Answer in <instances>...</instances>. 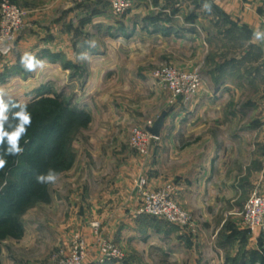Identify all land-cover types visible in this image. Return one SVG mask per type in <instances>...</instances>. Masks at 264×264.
I'll return each instance as SVG.
<instances>
[{"label": "rangeland", "instance_id": "obj_1", "mask_svg": "<svg viewBox=\"0 0 264 264\" xmlns=\"http://www.w3.org/2000/svg\"><path fill=\"white\" fill-rule=\"evenodd\" d=\"M10 1L29 14L24 26L11 42L12 53L4 56L0 51L2 72L13 62L20 36L28 25L31 9L57 17L56 14L61 13L57 10L65 1L80 13H90L89 21L80 20L82 35L87 28L95 34L99 27H103V24L98 23L105 22L115 45L113 58L117 66L115 72L91 92H87V85L83 82H77L76 85L64 88L61 94L62 88L50 94L62 95L74 108L89 113L92 122L87 128L76 126L68 134L66 145L68 153L74 155L73 166L59 172L55 184L49 183V204L34 202L20 217L24 236L21 240L7 239L2 243V264L59 263L70 257L77 239H81L89 251L85 264H96L102 249L108 244L124 255L122 263L114 264H264V230L253 232L246 226L240 216L245 206L236 214L243 219L252 239H225L224 232L218 233L216 226L208 234L207 246H197L202 242L197 239L200 223L176 199L179 194L178 185L174 181H164L161 186L155 187L157 181L150 177L154 158L160 149L156 146L159 140L152 141L148 156L141 155L131 145L135 129L144 128L150 120L156 123L164 112H169L161 138L164 145L161 157L164 156L167 164L168 154L173 150L169 141H178L182 149L186 141L196 139L183 138L184 127L190 121L206 125L208 132L204 135L209 136L215 134L217 124L231 123L226 112L215 115L209 110V116L204 120L189 112L190 109H194V113L200 112L205 92L216 87L215 77L220 75V70H226L231 66H226V63L243 54L242 50L234 49H242L245 41L233 35L226 19L214 7L211 12L199 10L203 0H130L131 7L121 15L116 14L113 0H42L45 2L43 4H37L36 0L34 5L29 0ZM2 2L0 0V35ZM98 16L102 18L97 19ZM136 23L149 29L148 32L139 27L137 33L130 32V37L121 33L126 29L127 33ZM96 43L102 45L103 39ZM263 63L264 57H261L250 68L240 70L241 83L233 82L231 85L237 93L231 102L237 112L233 122L240 128L258 125L264 119ZM170 68L200 73L203 84L200 93L193 99V106V101L184 104L179 100L177 105L171 104L172 94L156 79L158 72ZM81 70L85 73L90 69L82 67ZM2 72L0 76L4 75ZM2 82L0 89L8 86L7 80L6 83ZM48 95L39 94L33 99L20 96L8 103L0 98V120L9 117L14 105L25 106ZM225 109L230 111L231 105ZM231 134L226 133L227 140ZM258 145L257 139L247 138L239 147L229 146L227 151L237 153L238 167H247L249 159L252 160L256 153L262 157V148ZM24 155L25 148L13 165L0 170L5 173V181L0 185V199L2 196L9 200L16 198V188L21 184L20 173L27 168ZM175 159L184 160L182 155H177ZM170 187L171 190H168ZM159 194L171 196L170 201L188 216L187 226L138 214L145 202ZM210 214L218 225L220 211ZM137 220H141L139 225L145 234L153 222L158 220L178 227L184 238L190 243L195 241L196 245L189 253H180L178 258H174L170 257L174 253L168 243L151 240L162 238L143 234V237L138 238L145 239L143 243L126 242L124 236L131 233L129 225ZM133 239L136 237L133 236ZM92 258L93 263L90 262Z\"/></svg>", "mask_w": 264, "mask_h": 264}, {"label": "crops", "instance_id": "obj_2", "mask_svg": "<svg viewBox=\"0 0 264 264\" xmlns=\"http://www.w3.org/2000/svg\"><path fill=\"white\" fill-rule=\"evenodd\" d=\"M35 1L29 0V3L34 5ZM43 3L45 2L37 0V4ZM201 3L199 10H203L202 5L211 4L217 13L226 19L233 35L236 38L242 37L246 46L244 45L242 49L233 47L234 51L242 50L243 54L226 63V66L231 65L226 70H220V75L215 77L216 87L205 92L200 112L194 113V109H190L189 112H193L192 116L195 114L197 118L201 116V119L209 116V110L215 115L226 112L231 123L217 124L215 134L209 136L204 135L208 132L206 125L190 121L184 127L183 138L196 139L186 141L182 149L178 141H169L173 150L168 154L167 164L164 156L161 157V151L164 149L162 134L156 145L161 150L156 153L150 174V177L157 181L155 187L161 186L164 181H174L178 185L179 194L176 199L200 223V234L197 238L202 240L201 243H197L200 247L206 245L209 232L216 226L218 233L224 232L225 239H252L243 219L236 213L243 210L256 190L264 193V119L260 124L256 123L258 125L240 128L233 122L237 112L231 104L237 94L234 92L236 88L231 85L233 82L241 83L240 70L250 68L258 58L264 57V37L253 41L254 31L258 29L264 32V0H203V4ZM57 11L61 13L58 12L57 17H54L45 14L44 11L31 9L28 25L20 36L13 62L5 72H2L3 66H0L2 68L0 72L4 73L0 76V81L6 83L7 80L8 85L0 89V98L4 99L5 103L20 96L33 99L39 94L50 95L59 88H62L61 94L64 88L76 85L77 82H83L87 85V92H91L115 72L117 66L113 58L115 45L105 22L98 23L103 24V27H99L95 34L85 26L87 30L85 29L86 31H83L85 34L82 35L80 20L89 21L90 13H80L68 1H65ZM204 11L206 13V10ZM205 18L207 20V17ZM134 27L127 32L128 35L127 29L121 33L130 37V32L137 33L140 26L136 23ZM140 29L144 32L149 30L143 27ZM100 39H103L102 45L96 43ZM25 53L32 54L39 61L33 70L28 71L21 65V57ZM82 67L90 70L83 73ZM261 67L264 68V63ZM193 104L194 101L191 106ZM229 104L231 109L227 111L225 108ZM210 107L212 109H208ZM227 132H232L229 140L226 139ZM247 138L258 140V146L262 148V157L256 153L252 160L249 159L247 167H238L237 153H229L227 148L229 146L237 148ZM177 155H182L184 160L175 159ZM219 211L221 217L218 219L219 224L216 225L210 213ZM140 221L130 223L131 233L124 236L126 242L134 241L136 244L145 242V239H138L145 234L139 225ZM146 232L145 236L162 238L151 240L157 243L162 241L171 246L174 254L170 257L178 258L180 253H189L196 245L195 241L190 243L184 238L178 227L158 220H155L151 229ZM133 236L136 239H133ZM92 260L93 258L90 259L91 263Z\"/></svg>", "mask_w": 264, "mask_h": 264}, {"label": "trees", "instance_id": "obj_3", "mask_svg": "<svg viewBox=\"0 0 264 264\" xmlns=\"http://www.w3.org/2000/svg\"><path fill=\"white\" fill-rule=\"evenodd\" d=\"M30 114L31 124L24 125L26 134L19 137V146L24 149V164L15 199H0V257L2 243L7 239L21 240L24 230L20 217L34 202L49 204L51 196L49 183H38L36 177L47 174L49 169L57 173L73 166L74 155L68 153L66 139L74 127L87 128L92 117L89 113L74 108L62 95L41 97L25 106L14 105L7 119L0 120V155L7 160L5 167L13 165L19 154L5 155L10 147L9 138L15 135L26 116ZM14 168L12 169V171ZM10 172V174L12 173ZM5 181V173L0 172V185ZM6 196V195H5ZM0 264H2L0 258Z\"/></svg>", "mask_w": 264, "mask_h": 264}, {"label": "built area", "instance_id": "obj_4", "mask_svg": "<svg viewBox=\"0 0 264 264\" xmlns=\"http://www.w3.org/2000/svg\"><path fill=\"white\" fill-rule=\"evenodd\" d=\"M86 1V0H77ZM113 6L117 15L125 13L130 7V0H113ZM28 12L20 9L10 0H3L1 4L2 34L0 35V51L2 55L8 56L13 49L11 43L16 34L21 30L27 21ZM11 43V44H10ZM156 79L161 86L169 91L173 99L172 105H177L181 100L184 104H189L200 93L202 88V78L200 73L182 72L173 68L165 69L156 74ZM155 125V121H148L144 128H137L133 131L131 145L143 156H148L152 141L155 140L149 129ZM137 151V152H138ZM171 190V187L168 189ZM170 195H154L145 206L140 209V215L151 216L158 220L166 221L170 224L187 226L188 216L170 201ZM246 226L253 232L264 230V195L256 191L246 203L243 213ZM89 256L84 242L77 239L73 246L70 257L55 264H85ZM124 255L116 247L109 244L102 249L96 264L122 263Z\"/></svg>", "mask_w": 264, "mask_h": 264}, {"label": "clouds", "instance_id": "obj_5", "mask_svg": "<svg viewBox=\"0 0 264 264\" xmlns=\"http://www.w3.org/2000/svg\"><path fill=\"white\" fill-rule=\"evenodd\" d=\"M203 10H206L208 12H211V4H205L202 5ZM261 37H264V32L260 30L254 31L253 34V41L261 39ZM39 63L35 59V57L30 54V53H25L21 57V65L24 67L26 70L30 71L33 70L36 65ZM31 124V117L30 114L24 118L22 121L17 133L15 135L10 136L9 138V144L10 147L7 149L5 155H16L19 154L23 151V149L19 146V137L23 134H26L27 128L24 127V125H30ZM3 136L0 135V141H2ZM7 164V160L4 158V155H0V170L4 169ZM59 179V174L53 170L49 169L47 174H40L36 177V180L38 183L45 184V183H50V184H55Z\"/></svg>", "mask_w": 264, "mask_h": 264}, {"label": "water", "instance_id": "obj_6", "mask_svg": "<svg viewBox=\"0 0 264 264\" xmlns=\"http://www.w3.org/2000/svg\"><path fill=\"white\" fill-rule=\"evenodd\" d=\"M169 116V112H164L159 119L156 121L155 125L149 129V132L151 133V135L156 138V139H160L161 135H162V131L165 127V123H166V119Z\"/></svg>", "mask_w": 264, "mask_h": 264}]
</instances>
